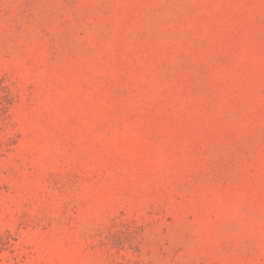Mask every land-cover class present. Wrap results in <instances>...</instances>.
Segmentation results:
<instances>
[{"label": "rangeland", "instance_id": "obj_1", "mask_svg": "<svg viewBox=\"0 0 264 264\" xmlns=\"http://www.w3.org/2000/svg\"><path fill=\"white\" fill-rule=\"evenodd\" d=\"M0 264H264V0H0Z\"/></svg>", "mask_w": 264, "mask_h": 264}]
</instances>
